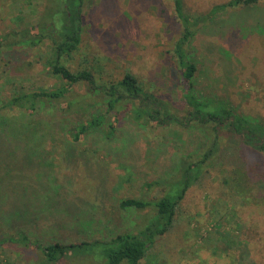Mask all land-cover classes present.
<instances>
[{
	"label": "rangeland",
	"instance_id": "obj_1",
	"mask_svg": "<svg viewBox=\"0 0 264 264\" xmlns=\"http://www.w3.org/2000/svg\"><path fill=\"white\" fill-rule=\"evenodd\" d=\"M230 1L185 0V8L208 15ZM29 2L31 7L24 6ZM44 4L0 0V108L16 91H51L62 83L46 69L48 44L8 48L13 39L3 41L12 31L35 24L40 13L34 10L42 5V11ZM83 30L79 51L66 60L70 70H90L99 84L131 73L179 117L186 114L185 87L172 53L182 27L172 0H85ZM190 50L198 66L199 94L223 101L264 127V2L211 17L198 27ZM76 93L93 92L82 84ZM91 96L96 104L80 112L68 111L65 102H45L34 115L3 111L0 130L6 127L10 139H0V239L22 231L32 244H5L0 264H40L37 240L104 243L120 234H138L153 212L121 210L120 202H155L180 192L183 184L176 180L183 161L191 163L207 152L204 132L175 125L123 120L111 136L113 118L106 115L101 94ZM98 115H106L100 127L80 142L72 139V132ZM222 136L241 139L226 130ZM228 143L188 189L172 230L155 239L140 264H264V158L251 149L232 151L236 142ZM255 162L263 167L258 171L263 177L253 178L254 172L248 186L227 185L236 170ZM100 256H73L80 258L61 264H98Z\"/></svg>",
	"mask_w": 264,
	"mask_h": 264
},
{
	"label": "trees",
	"instance_id": "obj_2",
	"mask_svg": "<svg viewBox=\"0 0 264 264\" xmlns=\"http://www.w3.org/2000/svg\"><path fill=\"white\" fill-rule=\"evenodd\" d=\"M5 1H12L14 4L22 3V0ZM172 1L175 17L182 27V33L174 43L172 53L185 87L183 96L186 114L183 117H179L177 115L179 111H173L166 100H160L156 95L147 91L139 79L131 73H127L122 80L99 84L92 71L73 72L68 68L67 58L77 53L82 44L85 0H44L43 10L39 12L42 5L34 10L40 13L35 24L27 26L21 31L14 30L3 37V41H7L10 37L14 41L6 45L8 48H37L48 44L50 51L46 69L62 83L51 91H16L15 95L5 101L0 108V118L6 109L26 110L34 115L37 107L44 105L45 102H65L68 111L80 112L96 104L97 100L91 98L92 94H101L100 103L106 106V115L113 118V123L109 127L111 136L117 131V126L123 120H132L155 127L175 125L186 131H202L209 141L206 153L191 163L187 164L183 161L178 172L179 177L176 180L182 181L183 187L180 192L162 197L155 202L142 198H127L120 202L121 210H150L153 212L144 229L138 234H120L104 243L83 240L79 243L56 242L49 244L37 240L33 243L41 253L40 264H61L80 258L73 256L99 253L101 260L95 261L98 264H140L147 256L148 249L154 244L155 239L172 230L176 213L188 189L192 184H197L201 180L199 178L203 174L202 171L206 166L213 165L210 163L212 157L222 154V150L226 149L229 140L236 142L232 151H237L239 148L240 151L242 148L251 149L264 158V127L237 113L234 108L226 106L227 104L225 105L223 101L199 94L196 87L198 66L192 60V50H190V43L198 27L206 24L208 19L224 10L256 5L264 0H232L217 6L208 15L188 13L185 8V0ZM28 5L31 7L32 3L29 2L24 6ZM18 12L24 14L20 9ZM2 45L3 42L0 40V49ZM82 84H88L93 93L78 95L76 88ZM106 115L91 116L75 132L71 133L72 139L80 142L91 130L103 124ZM225 130L231 135L240 136L241 139H224L222 132ZM28 135L30 134L28 133ZM5 137L10 139L6 127L0 130V139ZM223 155L226 154L223 152ZM262 168L260 163L255 162L249 169L236 170L233 177L226 179V183L237 186L247 183L246 186H248L246 180L250 179L252 173L256 174L253 178L263 177V174L258 172H263ZM155 185L156 183L146 186L151 188ZM240 193L241 191H238V194ZM8 243L25 246L32 244L29 235L22 231H18L16 237L0 239V248Z\"/></svg>",
	"mask_w": 264,
	"mask_h": 264
}]
</instances>
